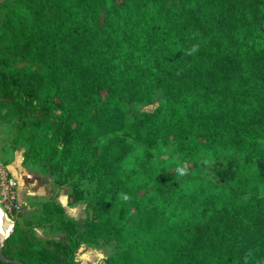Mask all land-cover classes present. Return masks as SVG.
<instances>
[{
  "label": "trees",
  "instance_id": "1",
  "mask_svg": "<svg viewBox=\"0 0 264 264\" xmlns=\"http://www.w3.org/2000/svg\"><path fill=\"white\" fill-rule=\"evenodd\" d=\"M0 120L25 163L76 179L70 200L94 180L67 244L14 219L5 256L73 264L113 241L106 264H264V0H14Z\"/></svg>",
  "mask_w": 264,
  "mask_h": 264
},
{
  "label": "rangeland",
  "instance_id": "2",
  "mask_svg": "<svg viewBox=\"0 0 264 264\" xmlns=\"http://www.w3.org/2000/svg\"><path fill=\"white\" fill-rule=\"evenodd\" d=\"M13 2L14 0H0V23L5 9ZM13 136V125L0 120V176L6 174L15 179L21 204L20 210L13 213V220L16 219L20 231L31 243L55 240L67 244L68 239L62 229V221L74 220L82 228L89 214L87 194L94 188V180L79 181L81 198L77 201L70 200L69 194L77 183L76 179L57 180V183L55 176L41 171L37 165L25 163L24 151L27 146L14 145ZM154 152L159 164L182 165L170 147L159 146ZM53 203L61 207V214L52 206ZM45 205L52 212L51 221L46 220L48 212ZM0 209L10 218L1 202ZM113 251V241L102 242L96 246L80 243L75 251L73 264H106L107 257Z\"/></svg>",
  "mask_w": 264,
  "mask_h": 264
},
{
  "label": "built area",
  "instance_id": "3",
  "mask_svg": "<svg viewBox=\"0 0 264 264\" xmlns=\"http://www.w3.org/2000/svg\"><path fill=\"white\" fill-rule=\"evenodd\" d=\"M17 183L13 177H10L6 174L0 176V202L5 208L10 218L5 214L6 212L2 211L6 219L13 226V213H16L20 210L21 204L18 199V187Z\"/></svg>",
  "mask_w": 264,
  "mask_h": 264
},
{
  "label": "water",
  "instance_id": "4",
  "mask_svg": "<svg viewBox=\"0 0 264 264\" xmlns=\"http://www.w3.org/2000/svg\"><path fill=\"white\" fill-rule=\"evenodd\" d=\"M3 213V212H2ZM3 217L5 219V222L7 225H9V221L6 219L5 215L3 214ZM10 234V233H9ZM8 235H4L2 236V238L0 239V248L2 246V242L3 240L7 237ZM0 260L5 262V263H10V264H23L20 260L18 259H13V258H9L7 256H5L2 252H1V249H0Z\"/></svg>",
  "mask_w": 264,
  "mask_h": 264
},
{
  "label": "bare ground",
  "instance_id": "5",
  "mask_svg": "<svg viewBox=\"0 0 264 264\" xmlns=\"http://www.w3.org/2000/svg\"><path fill=\"white\" fill-rule=\"evenodd\" d=\"M12 231V224L9 225L6 224L5 219L3 217V213L0 209V239L4 235H9V233Z\"/></svg>",
  "mask_w": 264,
  "mask_h": 264
},
{
  "label": "clouds",
  "instance_id": "6",
  "mask_svg": "<svg viewBox=\"0 0 264 264\" xmlns=\"http://www.w3.org/2000/svg\"><path fill=\"white\" fill-rule=\"evenodd\" d=\"M195 51H196V49H195V47H194L193 49H191V50L189 51V54H192V53L195 52ZM177 172H178V174H180V175H185V174H186V171H185V169H183V168H178V169H177ZM123 199L127 200V199H128V196H127V195H124V196H123Z\"/></svg>",
  "mask_w": 264,
  "mask_h": 264
}]
</instances>
